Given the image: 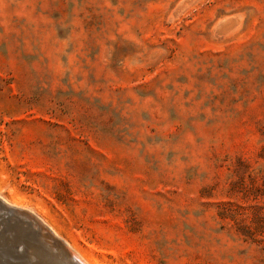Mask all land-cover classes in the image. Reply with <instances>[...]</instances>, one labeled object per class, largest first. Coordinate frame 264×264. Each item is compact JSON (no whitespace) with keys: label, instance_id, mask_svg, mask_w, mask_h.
Instances as JSON below:
<instances>
[{"label":"rangeland","instance_id":"374dc122","mask_svg":"<svg viewBox=\"0 0 264 264\" xmlns=\"http://www.w3.org/2000/svg\"><path fill=\"white\" fill-rule=\"evenodd\" d=\"M0 198L89 264H264V0H0Z\"/></svg>","mask_w":264,"mask_h":264},{"label":"water","instance_id":"95a60500","mask_svg":"<svg viewBox=\"0 0 264 264\" xmlns=\"http://www.w3.org/2000/svg\"><path fill=\"white\" fill-rule=\"evenodd\" d=\"M17 224H21L19 226H22L24 229V234L27 237L35 239L39 236H42L45 245L51 248L54 253L58 251L59 254H62L63 258L65 259L63 262H67L68 264H82L77 259H71V253L65 244L60 239L55 237L49 229L40 224L34 217L22 211L20 212L19 209L10 207L0 201L1 232H4L7 227L16 226ZM5 227L6 229H4Z\"/></svg>","mask_w":264,"mask_h":264},{"label":"bare ground","instance_id":"6f19581e","mask_svg":"<svg viewBox=\"0 0 264 264\" xmlns=\"http://www.w3.org/2000/svg\"><path fill=\"white\" fill-rule=\"evenodd\" d=\"M0 201L3 202L4 204L8 205L4 200H2L0 198ZM9 206V205H8ZM14 206V205H12ZM11 207V206H10ZM19 207V206H18ZM15 208V207H14ZM18 209V208H17ZM20 209V208H19ZM21 210V209H20ZM24 212V210H22ZM21 212V211H20ZM31 214V213H30ZM29 214V215H30ZM33 217V215H32ZM35 218V217H34ZM38 218V217H37ZM36 219V218H35ZM39 219V218H38ZM38 219H36L40 224H42L43 226H45V228L49 229L51 231V233L57 237L58 235L56 234V232L53 230V228L49 227V226H46L44 225L43 223H41V220L39 221ZM44 222V221H43ZM35 227V226H34ZM24 231V230H23ZM27 237V236H26ZM42 237V236H41ZM58 239H60L59 237H57ZM64 244L65 246L67 247V249L70 251L71 253V259H77L79 260L82 264H89L85 259H83L79 253H77L75 250H73L67 243L66 241H64L63 239H60ZM33 242L31 241H26V244L28 245V249L31 248V245H32ZM9 253L7 254L8 255V259H9V262H7V264H17L15 262L14 259H17L18 260V264H37L36 260L33 258L31 252L27 251V252H20V251H13L12 249H9ZM24 254V255H23ZM23 255V256H22ZM59 258V257H58ZM57 258V259H58ZM62 258V257H61ZM54 259V258H53ZM60 259V258H59ZM55 261V260H54ZM63 261V260H62ZM5 264H6V261H5ZM67 264V263H66Z\"/></svg>","mask_w":264,"mask_h":264}]
</instances>
